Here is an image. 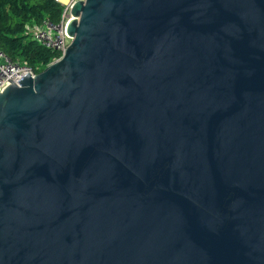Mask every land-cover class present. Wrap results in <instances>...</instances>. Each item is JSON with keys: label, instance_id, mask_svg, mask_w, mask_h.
<instances>
[{"label": "water", "instance_id": "water-1", "mask_svg": "<svg viewBox=\"0 0 264 264\" xmlns=\"http://www.w3.org/2000/svg\"><path fill=\"white\" fill-rule=\"evenodd\" d=\"M0 93V264H264V0H85Z\"/></svg>", "mask_w": 264, "mask_h": 264}, {"label": "trees", "instance_id": "trees-1", "mask_svg": "<svg viewBox=\"0 0 264 264\" xmlns=\"http://www.w3.org/2000/svg\"><path fill=\"white\" fill-rule=\"evenodd\" d=\"M62 12L54 0H0V50L13 62L42 72L60 54L34 40L28 28L45 20L59 24Z\"/></svg>", "mask_w": 264, "mask_h": 264}, {"label": "built area", "instance_id": "built-area-1", "mask_svg": "<svg viewBox=\"0 0 264 264\" xmlns=\"http://www.w3.org/2000/svg\"><path fill=\"white\" fill-rule=\"evenodd\" d=\"M54 1L63 6L60 23L56 24L50 20H45L41 25L34 26L31 32L34 40L38 41L45 48L59 52L61 58L71 43V39L66 33V26L72 18L71 9L78 1L85 0ZM59 59H56L55 61ZM27 74L32 77L37 75L30 67L13 62L3 51L0 50V93H2L3 89L8 86L10 82L18 84V81Z\"/></svg>", "mask_w": 264, "mask_h": 264}, {"label": "crops", "instance_id": "crops-1", "mask_svg": "<svg viewBox=\"0 0 264 264\" xmlns=\"http://www.w3.org/2000/svg\"><path fill=\"white\" fill-rule=\"evenodd\" d=\"M33 28H34V26H30V27L28 28V32L32 34L31 31L33 30Z\"/></svg>", "mask_w": 264, "mask_h": 264}]
</instances>
